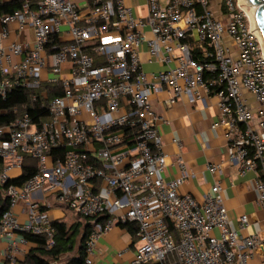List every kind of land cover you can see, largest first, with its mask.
Listing matches in <instances>:
<instances>
[{"label": "built area", "instance_id": "1", "mask_svg": "<svg viewBox=\"0 0 264 264\" xmlns=\"http://www.w3.org/2000/svg\"><path fill=\"white\" fill-rule=\"evenodd\" d=\"M13 1L20 3L17 10L0 12V64H7L0 65V99L15 88L38 90L44 76L60 94L48 101L41 93L32 95L46 113L38 121L24 113L0 125V187L9 200L0 239L20 235L25 245L24 234L45 236L47 249L53 248V222L34 199L52 195L94 227L82 264H92L101 235L130 223L137 226L130 264H248L264 248V228L262 235L248 236L232 229L219 184L201 203L180 194L189 177L180 158L179 176L165 180L169 163L150 96L164 87L172 107L182 96L202 101L200 91L213 92L219 116L211 129L226 128L228 161L241 176L261 172L256 204L264 210V46L249 5L220 0L218 20L209 7L215 0H144L135 11L126 0H91L86 11L76 0ZM14 22L34 31L33 48L18 65L10 57L23 54V46L2 44L6 26ZM63 35L71 41L62 43ZM52 36L58 37L53 45ZM143 46L165 70L142 69ZM63 149L56 159L50 154ZM26 155L37 162L35 174L11 184L8 172H22ZM207 169L214 174L220 165ZM18 205L25 222L14 213ZM239 223L248 228V217Z\"/></svg>", "mask_w": 264, "mask_h": 264}, {"label": "crops", "instance_id": "2", "mask_svg": "<svg viewBox=\"0 0 264 264\" xmlns=\"http://www.w3.org/2000/svg\"><path fill=\"white\" fill-rule=\"evenodd\" d=\"M12 1L0 0V4ZM139 1L126 0V3L135 11L139 8ZM90 2L91 0H76V5L79 10L86 11ZM1 30L2 26H0ZM6 31L7 37L2 41L5 48L11 43L21 44L24 48V53L20 56L11 55L10 57L11 65H18L23 61L26 53L33 48L34 31L29 25L20 28L16 22L6 26ZM5 51L7 52V49ZM140 59L142 69L146 73H156L166 69L157 59L146 53L144 46ZM0 65L7 66L5 61ZM65 68L67 69V66ZM44 80L46 81V76ZM45 81L35 91L48 98L52 85ZM200 94L202 101L185 95L172 107L166 104L169 94L164 87L150 96L153 110L160 119L156 123V129L160 136L161 151L166 155L169 163L164 178L170 181L179 176L177 160L180 158L189 175L179 188L180 194H189L201 203L203 196L210 192L215 184H219L222 189L220 193L222 205L227 211L231 228L242 236L262 235L264 210L256 204L255 189V180L257 176H261V172L257 170V172H248L241 176L238 165L228 161L226 128L211 129L219 116L218 100L213 92L200 91ZM245 96L255 108L256 103L252 97L249 94ZM209 165H220V171L211 174L207 169ZM21 174L11 177L12 180L19 178ZM34 199L40 202L41 211L45 212L52 222H63L68 226L81 222L74 212L58 203L52 195L37 194ZM23 209V206L19 205V210H14L21 222L26 221ZM243 215L248 217L249 226L242 230L239 219ZM217 234V231H214V235ZM136 240V236L131 235L122 226L113 227L109 232L101 235L95 243L91 257L92 264H130L134 258ZM34 248L35 246L29 242L21 245L20 235H17L13 241L0 239V264H23L27 254ZM51 264H58V262ZM248 264H264V248H257Z\"/></svg>", "mask_w": 264, "mask_h": 264}, {"label": "trees", "instance_id": "3", "mask_svg": "<svg viewBox=\"0 0 264 264\" xmlns=\"http://www.w3.org/2000/svg\"><path fill=\"white\" fill-rule=\"evenodd\" d=\"M20 7V3L12 1L7 4H0L1 13H13ZM58 42L57 36L50 37V44ZM204 78H208L205 73ZM56 90V91H55ZM59 87L52 86L48 92L47 101L52 97L59 95ZM39 94L33 89L15 88L11 90L4 99H0V125H7L16 118L28 113L33 121H38L40 117H45L46 113L41 112L38 108L41 100L33 103L32 95ZM66 149L53 150L51 155L56 159L63 154ZM2 161L0 160V166ZM37 162L30 156H24L22 174L19 178L11 180L14 185H21L25 180L33 176L36 172ZM6 187H0V218L8 210V197L5 194ZM80 218V217H79ZM81 222H76L70 226L63 222H53L54 228V247L47 249L48 241L45 236L24 234L23 237L35 246L26 256L23 264H82L85 259L86 244L90 233L93 231V225L86 219L80 218ZM105 217L99 218L98 222L102 223ZM86 221V224H84ZM131 235L136 236L137 226L133 223L121 225ZM72 254L70 257L68 255ZM68 257V258H67ZM67 258V259H66Z\"/></svg>", "mask_w": 264, "mask_h": 264}, {"label": "rangeland", "instance_id": "4", "mask_svg": "<svg viewBox=\"0 0 264 264\" xmlns=\"http://www.w3.org/2000/svg\"><path fill=\"white\" fill-rule=\"evenodd\" d=\"M233 1L235 2V0H233ZM143 4H144V0H140L139 3H138L140 8H142ZM209 7L212 10L214 16L218 20H221V17L223 16V13H222V10H221V1L220 0H215V1L210 2V6ZM64 30H66V28ZM60 40H61L62 43H67V42L71 41V37L70 36H62L60 38ZM226 43L228 45H230V46L232 45V41H226ZM96 107H98V105H96ZM48 166H50L49 162H48ZM20 172H21L20 170H11V171L8 172V175L10 177H14L16 175L21 174ZM14 210H19V205L16 206V208Z\"/></svg>", "mask_w": 264, "mask_h": 264}, {"label": "water", "instance_id": "5", "mask_svg": "<svg viewBox=\"0 0 264 264\" xmlns=\"http://www.w3.org/2000/svg\"><path fill=\"white\" fill-rule=\"evenodd\" d=\"M245 1L248 2L249 4L258 6L256 12V18L264 40V0H245Z\"/></svg>", "mask_w": 264, "mask_h": 264}, {"label": "bare ground", "instance_id": "6", "mask_svg": "<svg viewBox=\"0 0 264 264\" xmlns=\"http://www.w3.org/2000/svg\"><path fill=\"white\" fill-rule=\"evenodd\" d=\"M243 2H246L245 0H241ZM249 7H250V12H249V15L251 17V22L252 24L254 25L257 33L259 34L260 38H261V41L263 43V46H264V40H263V37H262V34H261V30L259 28V24L257 22V18H256V12H257V7L255 5H252V4H249L248 2H246Z\"/></svg>", "mask_w": 264, "mask_h": 264}]
</instances>
